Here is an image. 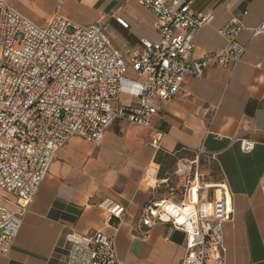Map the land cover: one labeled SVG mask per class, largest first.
Returning a JSON list of instances; mask_svg holds the SVG:
<instances>
[{
    "label": "crops",
    "instance_id": "obj_1",
    "mask_svg": "<svg viewBox=\"0 0 264 264\" xmlns=\"http://www.w3.org/2000/svg\"><path fill=\"white\" fill-rule=\"evenodd\" d=\"M6 1L42 27L56 13L83 25L104 17L106 29L112 28V36L107 35L124 55L138 49L144 38H159L156 17L136 0ZM193 9L214 19L196 32L192 58L224 47L227 41L219 30L236 17L246 27L239 36L245 47L240 61L211 65L203 75L187 77L172 99L157 102L151 124L166 133L158 151L149 129L124 120L115 121L98 143L72 136L20 215L21 228L0 264H67L68 236L98 230L113 238L123 264H181L186 233L144 216L169 195L168 186L179 194L187 187L189 173L177 156L193 155L182 152L183 146H203L213 154V159H201L199 182L217 186L201 195L219 198L223 188L228 193L233 217L223 228L225 264H264V34L253 36L250 30L261 23L264 0H194ZM119 16L129 28L116 22ZM130 100L121 94L113 106ZM244 141L254 142L251 151L243 150ZM154 162L159 165L156 188L144 177ZM105 198L126 207L121 219L109 220L99 206ZM0 204L19 213L15 195L3 189Z\"/></svg>",
    "mask_w": 264,
    "mask_h": 264
},
{
    "label": "built area",
    "instance_id": "obj_2",
    "mask_svg": "<svg viewBox=\"0 0 264 264\" xmlns=\"http://www.w3.org/2000/svg\"><path fill=\"white\" fill-rule=\"evenodd\" d=\"M136 1L156 17L159 38H144L138 49L124 55L107 35L104 17L83 25L56 13L42 27L0 0V189L15 195L19 208L15 213L0 204V256L9 253L21 228L20 215L72 136L98 143L115 121L124 120L149 129L158 151L166 133L151 124L157 102L172 99L187 77L201 76L211 65L235 66L245 52L239 36L246 27L233 17L219 30L226 45L192 58L196 32L214 15L195 11L194 0ZM116 22L129 28L123 17ZM250 30L253 36L264 34V15ZM130 69L137 78L127 76ZM121 94L130 96V102L114 107ZM253 147L254 142H243L244 151ZM181 151L193 155L174 153L189 173L187 187L179 194L168 186L169 195L149 207L144 220L152 216L186 233L181 264H225L223 228L233 217L228 193L223 188L219 198L202 196L214 187L199 182L201 159H213V154L203 146ZM158 171L156 162L145 171L152 188L158 187ZM99 206L109 220L126 213L111 198ZM67 239V264H123L113 238L100 230L72 233Z\"/></svg>",
    "mask_w": 264,
    "mask_h": 264
},
{
    "label": "rangeland",
    "instance_id": "obj_3",
    "mask_svg": "<svg viewBox=\"0 0 264 264\" xmlns=\"http://www.w3.org/2000/svg\"><path fill=\"white\" fill-rule=\"evenodd\" d=\"M111 30H112V28L109 27V26H108L107 29H106V32L108 33L109 36H112V35H111ZM119 49H120V48H119ZM120 50H121V49H120ZM135 75H136V74H135V72H134L133 70H129L128 73H127V76H128L129 78H134Z\"/></svg>",
    "mask_w": 264,
    "mask_h": 264
},
{
    "label": "bare ground",
    "instance_id": "obj_4",
    "mask_svg": "<svg viewBox=\"0 0 264 264\" xmlns=\"http://www.w3.org/2000/svg\"><path fill=\"white\" fill-rule=\"evenodd\" d=\"M208 186H211V187H213V186H217V185H214V184H208Z\"/></svg>",
    "mask_w": 264,
    "mask_h": 264
}]
</instances>
